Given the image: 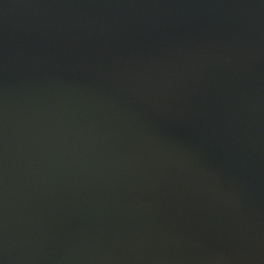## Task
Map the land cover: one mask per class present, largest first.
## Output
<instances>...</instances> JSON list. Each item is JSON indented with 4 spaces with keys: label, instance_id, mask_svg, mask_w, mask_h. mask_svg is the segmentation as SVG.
I'll list each match as a JSON object with an SVG mask.
<instances>
[{
    "label": "water",
    "instance_id": "water-1",
    "mask_svg": "<svg viewBox=\"0 0 264 264\" xmlns=\"http://www.w3.org/2000/svg\"><path fill=\"white\" fill-rule=\"evenodd\" d=\"M0 264H264V0H0Z\"/></svg>",
    "mask_w": 264,
    "mask_h": 264
}]
</instances>
